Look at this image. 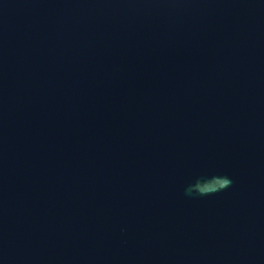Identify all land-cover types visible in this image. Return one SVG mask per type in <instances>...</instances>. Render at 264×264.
<instances>
[{
    "label": "water",
    "instance_id": "obj_1",
    "mask_svg": "<svg viewBox=\"0 0 264 264\" xmlns=\"http://www.w3.org/2000/svg\"><path fill=\"white\" fill-rule=\"evenodd\" d=\"M0 264H264V0H0Z\"/></svg>",
    "mask_w": 264,
    "mask_h": 264
},
{
    "label": "clouds",
    "instance_id": "obj_2",
    "mask_svg": "<svg viewBox=\"0 0 264 264\" xmlns=\"http://www.w3.org/2000/svg\"><path fill=\"white\" fill-rule=\"evenodd\" d=\"M232 180L227 176H212L207 179H197L194 184L186 189V194L211 195L230 187Z\"/></svg>",
    "mask_w": 264,
    "mask_h": 264
}]
</instances>
